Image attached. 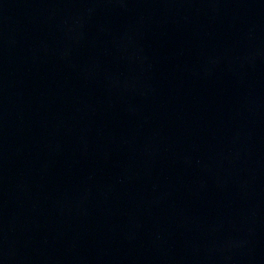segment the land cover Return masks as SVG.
<instances>
[{
  "label": "water",
  "instance_id": "water-1",
  "mask_svg": "<svg viewBox=\"0 0 264 264\" xmlns=\"http://www.w3.org/2000/svg\"><path fill=\"white\" fill-rule=\"evenodd\" d=\"M0 264H264V0H0Z\"/></svg>",
  "mask_w": 264,
  "mask_h": 264
}]
</instances>
